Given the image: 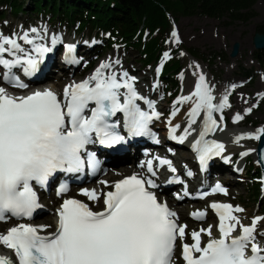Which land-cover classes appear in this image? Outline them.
Instances as JSON below:
<instances>
[{
	"label": "snow or ice",
	"instance_id": "6c2138e0",
	"mask_svg": "<svg viewBox=\"0 0 264 264\" xmlns=\"http://www.w3.org/2000/svg\"><path fill=\"white\" fill-rule=\"evenodd\" d=\"M172 36L179 43L175 30ZM60 43V37H49L46 29L31 28L11 36L0 33V69L3 70L0 80L14 88H27L14 69L31 78L41 71L46 56ZM64 47L66 61L74 62L71 54L75 46ZM164 57L170 58L168 53ZM119 64V60L102 62L87 79L67 85L62 96L50 89L15 96L0 87V222L10 217L32 218L41 207L33 184L45 187L57 173H80L85 166L95 174L99 161L94 153L87 151L88 145L99 143L112 148L129 137L149 134V125L160 114L154 102L138 94L136 78L127 71L117 70ZM213 99L205 77L199 75L194 91L174 104V108L179 104L192 105L185 135L175 137L179 125L170 130L171 138L180 143L191 134L189 130L197 123V117L204 113L200 139L193 145L202 170L225 148L222 143L204 138L219 127L213 113L229 106L227 96L219 105L213 104ZM137 101H143L148 110H142ZM177 111L171 115L174 117ZM118 113L123 115V133L127 135L122 134L119 120L113 119ZM242 119L237 114L234 122ZM262 137L264 129L256 135L239 136L235 143ZM159 163L167 165L170 172L176 171L168 160L160 159ZM141 167L150 176L133 174L112 185L99 181L112 189L106 192L81 190L80 194L88 201L102 204L101 211H93L84 201L68 198L57 209L55 231L42 235L49 226L18 223L0 233V246L12 254L0 255V264H174L178 241L184 264H264L261 244L264 231L258 228L264 217H253L245 225L236 215L244 212L243 208L212 203L209 207L218 218L215 228L219 235L213 234V225L186 233L187 225L179 224L177 214L150 190L158 187L151 178L157 175L153 161L143 162ZM186 174L192 175L191 171ZM66 191V185H61L57 194ZM215 193L226 195L227 190L217 183L211 190V194ZM206 195L209 193H201V198ZM205 215L196 212L193 218L203 219ZM186 235L192 243H183ZM203 236L208 237L206 243H202Z\"/></svg>",
	"mask_w": 264,
	"mask_h": 264
},
{
	"label": "rangeland",
	"instance_id": "374dc122",
	"mask_svg": "<svg viewBox=\"0 0 264 264\" xmlns=\"http://www.w3.org/2000/svg\"><path fill=\"white\" fill-rule=\"evenodd\" d=\"M254 9L257 13V16L247 24L241 22L228 24V19L217 20L207 17H181L173 21L172 32L173 30L176 31L179 43H176L177 38H174L173 36L172 41L176 43L177 47H179L180 49L179 60L182 71L176 77V87L172 85L168 90H166V85L160 78V71H157L158 69L154 70V68L151 67L144 68L143 66H141V58L136 50L127 48L123 45H115L112 48H108V50L106 51H99L98 48L104 44L102 36H97L95 34L90 35L89 30H86L85 33L78 34L73 28L55 25L48 21L45 17L35 18L25 14L18 16L7 15L4 20L0 21V33L21 32L23 30L31 29V26H29L30 24L38 25L40 23L41 26L50 29L51 32L53 31L55 36H58L60 38L68 37L66 39L67 41L77 40L79 43H82L81 47L83 49L86 43L89 49L88 51H86L85 49L83 51H86L90 56V62L93 63L92 70H96L102 62L119 60L120 64L117 65L119 70H128L130 72L129 76L135 77L136 81L139 82V85L142 89L149 92L158 89L159 95H157L156 98L158 100H162L163 102L167 100V103L169 105L165 106V108L169 109L163 113L164 118L161 120L160 130L167 128L166 123H168V121L171 119V113L173 111L178 109V113L181 110L185 109V107H183V104L175 105V108L174 104L178 98H180L184 94H189L191 92V88L194 83H192V75H189V69L192 67L195 73L196 71L199 72L200 69H205L203 73H205L206 75L207 85L210 87L211 92L213 94H218V96L224 94V96L228 97V103L234 102L235 104V99L237 96L245 95L244 97L247 101H249V103L248 105H244V109L248 110L249 108H251V112L248 113L247 110H245V113H247V118H245V121L240 125V130H247L257 127L264 129V99L261 98L263 96V92H261V84H264V74L259 63L254 58V53L257 50H255L253 42L255 34L257 33V26L264 20L263 0H257ZM36 20L38 21V23L35 22ZM49 26L52 27V29ZM54 30L60 33H57ZM207 34H209L210 38L215 42H196L197 40L194 39V37L197 36L198 38L201 37L202 39ZM235 43L240 44V49L238 56L232 58L230 54ZM190 48L199 53V59H195L190 55ZM100 52L102 55H99ZM117 52L120 53V56L117 55ZM214 52L217 53L216 55H219L221 57L217 58L212 65L203 61V56H206L208 58H210L211 56L213 57ZM87 64L88 60L84 62L81 69L82 71ZM67 76H69L68 78H71L72 75L68 74ZM61 80H59V83H62V85H65L68 81L66 77H62ZM220 88H222V91L219 90ZM230 90L234 91L231 95H228V91ZM173 93H179L178 97L173 98ZM222 115L225 116L228 123V130L224 133V135L227 136V134H230V132L237 129L236 122H234V118L237 113L234 108H229L227 112ZM202 120L203 112H201L200 116L197 117V123L192 126V129L189 130L190 133L192 131H197V134L200 133ZM187 121L188 117H185V119L180 122V125L177 128L179 134L185 133L184 130L188 126ZM238 144L242 147H256L257 139H251L245 142H240ZM170 149L172 150V153H176L178 150H185V147L179 149L170 147ZM226 154L227 157L230 156V159H232L230 160V163H232V168L237 167V170L240 174V181L232 185L228 183V179L221 178L223 182L227 181V184L231 188V195L226 198V200L233 202L234 206H239L245 210L242 213L236 214L241 218L242 222L246 221L250 223L253 217H264V196H261V201H254L249 192L252 182V175L248 174L249 167L252 166L253 168H259V166L255 164L256 158L250 155H247L245 157L242 156V152L238 147L235 149L231 147V150L226 151ZM227 174L228 173H226V175ZM106 175L107 173L101 174L99 178L94 182L79 187L76 190L77 193L70 195L84 200L85 198L80 194L81 190L87 189L95 182L99 183V181L104 180ZM113 181L115 180H112L111 183ZM45 197L46 196H43L41 198L40 204H42V206L45 208L46 213L40 219L34 221L35 225H39L37 223L41 222L44 223L46 216L54 217L55 210L51 209L49 206L45 205V203L42 202ZM175 205L177 207L179 206L178 204ZM90 206L95 210L102 209V204L100 203L92 204ZM195 209L197 210H195L194 212H205L206 218L202 222L192 223L189 219L190 213H187L186 220L188 222H191V224L197 225V227H195L193 230L198 231L201 228H207L208 225L215 226L213 220L211 219V215L208 214V211H206L205 203L199 206H195ZM247 216L250 219L245 220L244 218H247ZM1 224L2 223H0V225ZM262 228L264 229V225L262 226ZM193 230H189L188 233Z\"/></svg>",
	"mask_w": 264,
	"mask_h": 264
},
{
	"label": "trees",
	"instance_id": "16d2710c",
	"mask_svg": "<svg viewBox=\"0 0 264 264\" xmlns=\"http://www.w3.org/2000/svg\"><path fill=\"white\" fill-rule=\"evenodd\" d=\"M256 3L257 0H0V21L7 15L27 14L45 17L78 34L89 30L90 35L102 36L104 44L99 51L123 45L139 53L144 68H162V80L170 89L172 85L176 87V77L182 71L180 49L172 41V22L181 17H207L228 19V24H247L257 16ZM257 32L264 34V20L258 24ZM165 53L170 58H165ZM189 53L200 58L192 48ZM216 54L203 56V61L212 65L221 57ZM254 58L264 74V50L256 51ZM173 95L177 97L178 93ZM248 174L252 175L250 195L259 201L260 169L251 166Z\"/></svg>",
	"mask_w": 264,
	"mask_h": 264
},
{
	"label": "bare ground",
	"instance_id": "6f19581e",
	"mask_svg": "<svg viewBox=\"0 0 264 264\" xmlns=\"http://www.w3.org/2000/svg\"><path fill=\"white\" fill-rule=\"evenodd\" d=\"M34 28H37V29H40V30L46 29L47 30V34H48L49 37L55 35L53 31L51 32V30L47 29L46 27H43V26H38L37 27V26H35ZM194 39L197 40L196 42H202V41L215 42L214 40H212L210 38L209 34L205 35V37H203L202 39H201V37L198 38V36L194 37ZM117 55L120 56V53L117 52ZM116 67H117L118 71H121V70L118 69V66H116ZM2 71L3 70L0 69V72H2ZM124 71H127L130 74V72L128 70H124ZM204 71H205V69H200L199 72L196 71V73H195V71L193 70V67L189 69V75L190 76L192 75V83H194V85L191 88V92L189 94H184L183 96H188L194 91L195 84L198 81L199 75H203L205 77V80H206V75H205V73H203ZM206 83H207V81H206ZM65 85H62V83H55V84L52 85V87H53L52 89L55 90L56 92H58L60 95H62ZM0 87H2V83H0ZM219 90L222 91V88H220ZM140 91H142L148 98H151V100L156 101V105L159 108V110H160L159 112L160 113H164L165 111H167L169 109V108L168 109L165 108V106L169 105L167 103V100H165V102H163L162 100H158L156 98V96L159 95L158 94V89H155L152 92H149V91H146V90H144V89H142L140 87ZM233 91L234 90L228 91V95H231L233 93ZM261 92H263V96H264V84L263 83L261 84ZM9 94L12 95V93H10V92H9ZM211 94H212V96L214 98L213 99V104H216V105H219L221 103V101L223 100V98L225 97L224 94H222L220 96H218V94H213L212 92H211ZM183 96H181V97H183ZM244 96H237L236 99H235V104H234V102L233 103L232 102L228 103L229 106L225 107L222 111H220V113L223 114V113L227 112V110L229 108H234L236 110V113L240 114L243 117V119L240 120L239 122H236L237 129H235L234 131L230 132V134H227V136L224 135V133L226 131H222L221 135L219 136V139L225 144V147H226L227 151L231 150V147H233L234 149L238 147V148H240L242 153L248 152L249 153L248 155L255 157L256 147H247V146L246 147H242L238 143H235V140H236L237 137H239V136L247 137L249 135H256V134H258V130L261 129L260 127H257V128H250V129H247V130H240V128H239L240 125L245 121V118H247V113H245V110H247V109H244L245 108L244 105H248V103H249V101H247ZM191 106H192L191 104H183V107H185V109H183L180 112L176 113V115L174 117L173 116L171 117V119L168 121V123H166L167 124L166 125L167 128H164V130L161 132V134L164 137L168 133H171L173 135V133L170 130L173 127H175L176 125H180V122H182V120L185 119V117H188V112H189ZM188 121H189V117H188ZM177 128L175 129V133H174L175 137L179 138L181 136H184L185 133H182V134L180 133L179 134ZM199 135H200V133L197 134V131H192L190 135L186 136V138L184 139L183 143L178 142V139H172V138L171 139H167L166 138V142H170L173 146L176 147V149L185 147V150H178L176 153H172L170 149H167V152H166L167 157L173 159L174 164L181 168L180 169L181 170V174L183 173L182 171L184 170V168L186 166H189L190 164H192L191 156L189 155V152L187 151V145H191L192 144L191 140H196ZM248 140H251V139H243V140H240V142H245V141H248ZM252 140H254V139H252ZM224 159L226 161V165H223L219 170L216 169V174H221V173L224 172L225 174L223 175L222 178H225L224 176H227L226 178H228V181L236 182L238 180V178H239L238 177L239 176V172L237 170V167H233L234 169L232 168V163H230V160H232V159H230V156L227 157V154L224 156ZM255 163H256V160H255ZM109 164L110 163H108L106 161H103V163H102V165H103V172L102 173H104V171L106 169L108 170V173H107L106 177L104 178V181H107L108 184L112 180H117V179H120L121 177L128 176L130 174V172L127 171L126 169H123V168H120V167H112ZM230 172H232L231 173L232 175H226V173L230 174ZM166 173H169V172L166 171ZM216 174H213V172H212L210 177H207V179H205V183L204 184L206 185L208 183V181L212 180L213 177ZM185 181L188 184L189 191L191 193H193V194L195 193V190L197 189V187L201 186V185L197 186L189 178H186ZM106 188L107 187H105L104 185H101L100 183H96L95 182L94 184L90 185L87 189H89V190L95 189V190H97V192H104L106 190ZM181 189H182L181 186L176 188V190H178V191H180ZM83 197L85 198L84 200L89 205L99 204V203H93L91 201H88L87 197H85V196H83ZM63 198H65V196H60V195L56 194V192L51 191L49 196H46L42 202L45 203V205L49 206L51 209L56 210V208L59 207L60 202L62 201ZM195 206H199V205H194L192 203H189L188 205L185 204L183 206H178L177 207L174 204V208L176 210H178L180 212V214H181V223H183L184 225H187V230L188 231L189 230H193L195 227H197L196 224H191V222H188L186 220V214L187 213H191L192 211H194L195 210ZM100 210H102V209H99L97 211H100ZM189 219H192V218L189 217ZM244 219L246 220V219H250V218L247 216V218H244ZM0 223H2L0 225V233L6 232L10 227H13L16 224H18L16 222H10V221H8V219L5 222H0ZM242 223L245 224V225H248L251 222L248 223L246 221H243ZM37 224H39L37 226H41V224L49 226L47 228V230L45 232H42L41 234H49V233L55 231V228H56V225H57L56 214L54 215V217L53 216H46L44 223L41 222V223H37ZM263 225H264V222H262L261 225H258L259 230L264 231V229L262 228ZM3 227H4V229H3ZM51 228H52V231H51ZM213 234L218 236V232H217L215 226H213ZM207 240H208L207 236H203L202 237V243H206ZM261 241L263 242L264 240H261ZM187 242L192 243L190 237L187 239ZM0 255L11 256L12 254H11L10 250L4 249L2 246H0Z\"/></svg>",
	"mask_w": 264,
	"mask_h": 264
},
{
	"label": "water",
	"instance_id": "95a60500",
	"mask_svg": "<svg viewBox=\"0 0 264 264\" xmlns=\"http://www.w3.org/2000/svg\"><path fill=\"white\" fill-rule=\"evenodd\" d=\"M254 47L257 51L264 50V34L257 32L254 37ZM240 44L235 43L230 56L235 58L239 54ZM256 164L259 166L260 172L264 175V137L257 140L255 150Z\"/></svg>",
	"mask_w": 264,
	"mask_h": 264
}]
</instances>
